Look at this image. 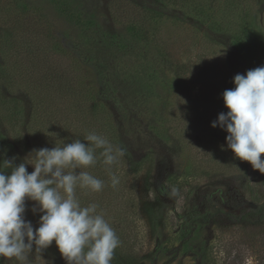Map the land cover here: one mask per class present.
Returning <instances> with one entry per match:
<instances>
[{
    "label": "rangeland",
    "instance_id": "1",
    "mask_svg": "<svg viewBox=\"0 0 264 264\" xmlns=\"http://www.w3.org/2000/svg\"><path fill=\"white\" fill-rule=\"evenodd\" d=\"M263 62L264 0H0L6 159L103 135L126 154L109 169L96 149L77 172L104 188L76 194L119 237L113 264H264V174L211 127L233 77ZM29 260L66 264L55 241Z\"/></svg>",
    "mask_w": 264,
    "mask_h": 264
},
{
    "label": "clouds",
    "instance_id": "2",
    "mask_svg": "<svg viewBox=\"0 0 264 264\" xmlns=\"http://www.w3.org/2000/svg\"><path fill=\"white\" fill-rule=\"evenodd\" d=\"M232 83L222 93L228 111L218 114L211 127L227 133L226 147L234 158L264 174V65L236 74ZM84 139L87 145L76 139L62 147L33 149L19 164L13 157L0 165L10 169L0 170V259L30 264L34 246L42 253L55 241L66 264H112L119 237L97 212L98 205L82 206L76 194L78 188L100 192L104 182L77 170L97 163L96 149H102L99 156L109 169L126 150L95 132ZM27 165L34 170L29 172ZM109 175L116 188L119 177ZM28 201L34 202L31 212L39 215L38 227L26 219Z\"/></svg>",
    "mask_w": 264,
    "mask_h": 264
},
{
    "label": "trees",
    "instance_id": "3",
    "mask_svg": "<svg viewBox=\"0 0 264 264\" xmlns=\"http://www.w3.org/2000/svg\"><path fill=\"white\" fill-rule=\"evenodd\" d=\"M96 24V23H95ZM100 28H101V26H100ZM100 28H99V30H100ZM233 44V42L231 43V45ZM233 46H235V47H237V49L239 48L240 49V44L238 45L237 43H236V45H234L233 44ZM252 50V48H250V51ZM242 54L244 53L242 50H239ZM244 55V54H243ZM250 62L252 63V64H256V62L254 61V60H250ZM251 64V66H254V65H252ZM262 65H264V62L263 63H261L259 66H262ZM105 75V74H104ZM112 91V90H111ZM7 142L6 141H4V140H1L0 141V165H2V163H3V161L6 159V156H5V153H6V150H4V148H7V147H9V149L12 151V148L10 147V146H8L7 144H6ZM9 156H10V154H8ZM11 158H13V154L10 156ZM262 159H264V154L262 155V157H261ZM253 173H254V176L255 177H260V179H261V175H260V172L258 171V170H253ZM259 187H260V184H259ZM262 204H264V203H262ZM243 216H241L240 218H242ZM242 226V225H241ZM113 261H114V259H113ZM113 261H112V264H113ZM122 263L121 264H135L134 262H131V261H128L127 259H122V261H121ZM131 262V263H130ZM114 264H117V263H115L114 262Z\"/></svg>",
    "mask_w": 264,
    "mask_h": 264
}]
</instances>
